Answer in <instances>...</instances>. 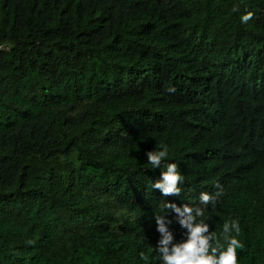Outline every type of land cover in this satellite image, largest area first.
Wrapping results in <instances>:
<instances>
[{
    "label": "trees",
    "instance_id": "16d2710c",
    "mask_svg": "<svg viewBox=\"0 0 264 264\" xmlns=\"http://www.w3.org/2000/svg\"><path fill=\"white\" fill-rule=\"evenodd\" d=\"M166 202L264 264V0H0V264H159Z\"/></svg>",
    "mask_w": 264,
    "mask_h": 264
},
{
    "label": "clouds",
    "instance_id": "9594fccd",
    "mask_svg": "<svg viewBox=\"0 0 264 264\" xmlns=\"http://www.w3.org/2000/svg\"><path fill=\"white\" fill-rule=\"evenodd\" d=\"M238 11V9H234ZM252 19V13L241 17L242 23H247ZM168 147L162 145L160 149L150 150L146 153L148 163L154 168L161 166L165 158L168 157ZM183 182L181 172L178 171L176 162L167 164L161 176L152 184V188L159 190L164 196L179 195ZM218 191L214 194L201 192L200 203L202 205L211 204L216 206L218 198L222 195L219 184L215 186ZM164 207L174 213L175 220L181 228L186 230V239L174 243V234L169 225L172 223L165 214L156 215L155 222L157 231L160 234L156 252L159 255V264H238L237 250H243L244 244L237 238L240 234L238 220L225 221L222 228L223 243L215 231H210V226L203 220L197 222L198 217H203L205 209L199 206L192 207L184 204L182 207L175 203L166 202ZM236 235H232V232ZM141 259L147 261L148 256L141 253Z\"/></svg>",
    "mask_w": 264,
    "mask_h": 264
}]
</instances>
